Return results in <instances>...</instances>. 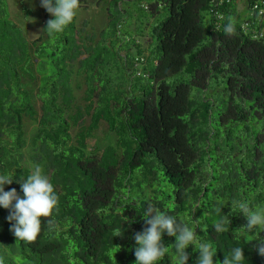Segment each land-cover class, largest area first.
<instances>
[{"label": "trees", "instance_id": "obj_1", "mask_svg": "<svg viewBox=\"0 0 264 264\" xmlns=\"http://www.w3.org/2000/svg\"><path fill=\"white\" fill-rule=\"evenodd\" d=\"M104 1L99 31L75 15L28 39L0 0L4 190L23 198L39 166L58 196L33 242L0 207L3 264H135L148 205L195 229L214 264L236 247L264 264V226L245 231L233 204L264 209V0ZM101 123L112 141L90 143ZM162 243L155 264H177L175 237ZM185 252L196 264L198 245Z\"/></svg>", "mask_w": 264, "mask_h": 264}, {"label": "clouds", "instance_id": "obj_2", "mask_svg": "<svg viewBox=\"0 0 264 264\" xmlns=\"http://www.w3.org/2000/svg\"><path fill=\"white\" fill-rule=\"evenodd\" d=\"M43 7L53 18L46 22V30L50 35L63 32L70 24L79 7V0H41ZM226 31H232L229 26ZM13 182V175H0V207L9 209L7 220L14 221L10 231L16 239L33 242L41 230V218L50 217L58 204V196L49 179L42 175V170L36 166L26 180L19 181L23 193L21 198L16 189L4 190V185ZM14 202V203H13ZM234 207L239 209L247 223L244 230L251 233L258 226H264V209L252 210L247 202L234 201ZM145 223L150 225L142 232H137L133 239L135 264H155L162 260L167 252V247L162 243V233L175 237V247L178 253L177 264H186L188 254L185 249L189 245H198V258L196 264H214V254L209 243H201L196 239V231L186 224L178 223L177 220L151 205L145 211ZM49 225L52 221H48ZM217 232L225 231L223 220L214 226ZM256 251L264 257V240L255 246ZM244 260L243 249L236 247L231 250L230 256H224L222 262L216 264H241ZM0 264L3 260L0 259Z\"/></svg>", "mask_w": 264, "mask_h": 264}, {"label": "rangeland", "instance_id": "obj_3", "mask_svg": "<svg viewBox=\"0 0 264 264\" xmlns=\"http://www.w3.org/2000/svg\"><path fill=\"white\" fill-rule=\"evenodd\" d=\"M5 4L9 18L22 29L24 36L28 39L41 33L44 21L53 18L41 7V0H5ZM105 10L104 0H87L85 6L79 5L76 9V24L81 27L85 23L83 26L86 30L97 32L107 21ZM94 140L100 145L112 141V137L107 133L103 123L95 132L94 138L90 139V143H93Z\"/></svg>", "mask_w": 264, "mask_h": 264}]
</instances>
